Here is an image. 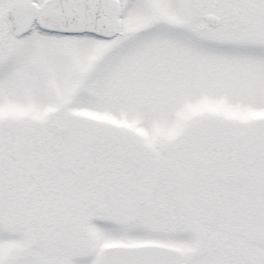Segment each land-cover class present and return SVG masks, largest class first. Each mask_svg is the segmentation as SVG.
Instances as JSON below:
<instances>
[{
	"label": "snow or ice",
	"instance_id": "1",
	"mask_svg": "<svg viewBox=\"0 0 264 264\" xmlns=\"http://www.w3.org/2000/svg\"><path fill=\"white\" fill-rule=\"evenodd\" d=\"M0 264H264V0H0Z\"/></svg>",
	"mask_w": 264,
	"mask_h": 264
}]
</instances>
